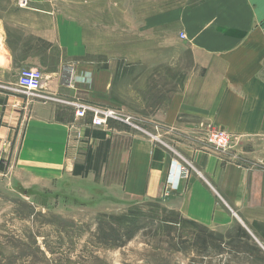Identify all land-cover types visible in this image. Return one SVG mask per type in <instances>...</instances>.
<instances>
[{
    "label": "crops",
    "instance_id": "1",
    "mask_svg": "<svg viewBox=\"0 0 264 264\" xmlns=\"http://www.w3.org/2000/svg\"><path fill=\"white\" fill-rule=\"evenodd\" d=\"M27 1L0 18L2 171L30 185L97 179L116 204L157 201L216 233L239 225L264 246V0H200L166 17L193 65L146 121L163 144L116 122L94 128L64 105L16 91L19 72L35 68L45 94L113 106L114 72L88 60L82 25L44 8L49 0ZM207 127L231 134L228 151L204 143ZM175 153L193 170L168 185Z\"/></svg>",
    "mask_w": 264,
    "mask_h": 264
},
{
    "label": "rangeland",
    "instance_id": "2",
    "mask_svg": "<svg viewBox=\"0 0 264 264\" xmlns=\"http://www.w3.org/2000/svg\"><path fill=\"white\" fill-rule=\"evenodd\" d=\"M199 2L49 0L44 8L82 25L88 60L95 68L110 67L114 72L112 107L151 131L146 121L167 94L180 90L193 65L192 52L182 43L177 25L166 17ZM27 6L28 1L20 7L19 0H0V18H13L17 9ZM96 180L30 185L2 171L0 163V264H264V246L247 229L248 241L238 238L233 225L226 233L233 244L217 249L213 245L218 236L184 223L173 239L168 238L156 221L148 220L150 211L162 215L160 211L116 204L97 190ZM134 205L141 226L130 240L118 246L124 239L101 235L99 226H110L101 215H123ZM193 235L208 238L210 247H190Z\"/></svg>",
    "mask_w": 264,
    "mask_h": 264
},
{
    "label": "built area",
    "instance_id": "3",
    "mask_svg": "<svg viewBox=\"0 0 264 264\" xmlns=\"http://www.w3.org/2000/svg\"><path fill=\"white\" fill-rule=\"evenodd\" d=\"M26 4L27 0H19L20 7H24ZM180 38H183L182 34H180ZM44 81V75L40 70L35 68L22 69L17 78L16 91L36 97L45 102H56L64 105L73 111L74 117L77 119L89 117L90 124L94 128L107 129L110 122H116L137 130L149 136L153 141L163 144L159 135L160 127L158 125H153L152 131H149L143 129L130 116L121 113L116 108L85 103L76 99H59L53 95L45 94ZM231 142L232 136L228 132L207 127L204 143L208 147L225 153L230 148ZM190 170H193L191 164L175 153V158L170 162L168 168L166 183L168 185L177 184L181 178L189 174Z\"/></svg>",
    "mask_w": 264,
    "mask_h": 264
},
{
    "label": "trees",
    "instance_id": "4",
    "mask_svg": "<svg viewBox=\"0 0 264 264\" xmlns=\"http://www.w3.org/2000/svg\"><path fill=\"white\" fill-rule=\"evenodd\" d=\"M135 205L151 207L157 211H160L162 215H157L155 211H150L149 214H151V216L148 217V220L156 221L158 223V230L162 233V235H165L168 238L173 239L172 234H174V231L176 229H179L180 226L184 223L198 229L200 232L207 234L208 236H214V235L218 236L219 239L218 241H216V245L215 243L213 245V248L215 249H217V247L218 248L219 247L224 248L225 246L231 247V245L233 244V241L226 234L223 235L220 233H216L214 231L207 229L204 226L199 225L196 222L183 219L181 216H179V214L176 211L161 206L160 203L157 201L150 200L145 203L135 204ZM135 205L127 213L123 215H118V216L101 215V219L106 218L108 220V224L110 225V226L108 225L99 226V232H101V235L104 232L103 234L105 233L109 234L111 237H114L115 240L116 238H118L119 240L124 239V242H121L120 245L118 246H122L126 241L130 240L134 236L135 232H137V230L139 229V226H141L138 225L140 221V217H139L140 212H138V207H136ZM237 230H238L237 233L238 238H243L246 241L249 240V235L241 226L238 225ZM103 236H105L104 238H107L106 235ZM199 238L193 235L192 239L188 241L189 246L190 247L195 246V248H198V250H207V248L210 247V245L208 244V238L206 237H202V239ZM225 240H229V241L226 242ZM211 242H215V241L213 240Z\"/></svg>",
    "mask_w": 264,
    "mask_h": 264
}]
</instances>
